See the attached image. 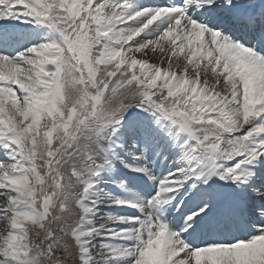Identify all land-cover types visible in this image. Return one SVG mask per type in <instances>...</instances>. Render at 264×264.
Returning a JSON list of instances; mask_svg holds the SVG:
<instances>
[{"label":"snow or ice","instance_id":"snow-or-ice-1","mask_svg":"<svg viewBox=\"0 0 264 264\" xmlns=\"http://www.w3.org/2000/svg\"><path fill=\"white\" fill-rule=\"evenodd\" d=\"M0 264H264V0H0Z\"/></svg>","mask_w":264,"mask_h":264}]
</instances>
